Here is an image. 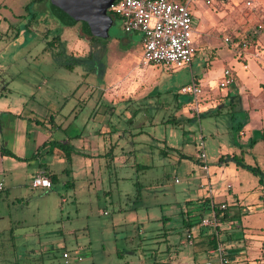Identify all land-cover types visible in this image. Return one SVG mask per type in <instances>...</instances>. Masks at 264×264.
Returning a JSON list of instances; mask_svg holds the SVG:
<instances>
[{"label": "rangeland", "instance_id": "rangeland-1", "mask_svg": "<svg viewBox=\"0 0 264 264\" xmlns=\"http://www.w3.org/2000/svg\"><path fill=\"white\" fill-rule=\"evenodd\" d=\"M33 1L0 0V63L15 61L23 69L20 76L11 71L12 78L32 79L24 65L42 46L60 49L62 61L65 51H73L77 84H107L117 110L138 113L139 124L132 128L133 121L121 123L127 131L108 135L113 144L106 165L93 166L86 174L89 166L82 162L70 183L59 181L50 191L6 183L0 191V264H60L64 251L77 250L81 264H163L171 254L182 258L192 247L183 241L182 215L175 206L188 198L189 187L198 194L211 188L217 201L225 195L231 204L240 202L244 213L237 224L249 217L256 226L252 231L264 234V218L256 210L264 194V135L251 140L245 134L242 99L226 100V88L215 80L210 83L213 92L204 91L197 101L179 94L192 74L210 79L232 58L226 38L239 60L252 59L264 68V0L215 1L209 6L196 0L190 10L199 53L191 64L163 72L155 91L141 92L134 100H128L130 94L117 82L137 59L140 35L126 34L116 18L107 38L94 37L81 22L65 26L50 0ZM27 5L33 6L26 10ZM201 144L208 173L197 159Z\"/></svg>", "mask_w": 264, "mask_h": 264}, {"label": "crops", "instance_id": "crops-1", "mask_svg": "<svg viewBox=\"0 0 264 264\" xmlns=\"http://www.w3.org/2000/svg\"><path fill=\"white\" fill-rule=\"evenodd\" d=\"M193 19L195 22L194 15ZM231 42L228 43V52L232 58L224 61L219 70L212 73V78H199L192 74L190 82L195 81L203 95L206 90L213 92L210 83L215 80L219 86L223 71L230 70L235 76V83L221 94L226 100L242 99L243 110L247 115L245 134L250 133L252 140L255 134L264 135V68L252 59L239 60ZM206 48L208 49L209 46ZM196 50L195 55L199 53V46H196ZM61 52L60 49L51 46H42L35 51L33 61L25 62L24 65L27 66L30 72L28 76H32V79L14 80L11 71L15 70L20 76L23 69L19 68L15 61L0 63V173L4 176V182L0 181L2 185L0 191L4 190L6 183L14 188L21 182L31 190L41 191H50L62 180L70 183V179H77L76 174L83 165L82 162L89 166L86 174L91 172L93 166L100 169L103 162L106 165L109 144L110 146L113 144L112 138H108V135L120 134L124 130L119 127L121 123L130 125L133 121L132 128L135 127L134 125L138 127V113L129 110V112L118 111L107 84L99 85L95 82L77 84L74 79L76 74L74 52L65 51L66 60L63 61L59 60ZM26 53L30 55L32 50H27ZM136 54L137 59L129 62L127 66L128 72L125 78L117 82L118 87H125V92L130 94L128 100L138 98L139 94L146 90L153 88L155 91L162 81L161 78L164 77L163 72H173L162 65H142L141 40ZM249 56L246 54L247 58ZM214 57L213 54L212 59ZM28 58L32 59L26 57L24 60L27 61ZM205 62H209L207 56ZM208 66H211V63H208ZM86 71L82 73L88 74ZM97 91L99 94L92 102L91 99ZM179 94L183 95L180 92ZM197 98H194L195 101ZM244 116L245 114L242 118ZM134 119L137 121L134 122ZM128 133L132 134V132ZM251 140L250 143H253ZM51 142L69 144L72 148L70 160L67 159L64 150L50 145ZM142 167L144 166L140 168ZM38 174L47 177L48 174L55 175L57 178L54 182L50 181L49 189H34L31 187V181ZM200 187L202 188L203 185ZM227 189H232V186ZM198 193V190L189 187L188 198L182 199L175 206L182 215V229L185 234L183 241L192 249L182 258L175 254L168 255L162 263L220 264L215 252L219 241L227 264H264L262 256L264 234L253 232L256 226L251 224L249 217L243 224L236 222L244 213V206L238 201L237 204H231L225 195L219 196L221 200L217 201L215 199L217 195L211 188L209 193ZM259 199L256 210L264 218V194L261 193ZM204 202L206 205L203 204ZM212 205L217 210L220 220L218 237L213 230L205 229L200 225V219L208 214L207 209ZM221 205H225V209L221 210ZM187 233L192 235L191 244L187 241ZM154 264L161 262L156 261Z\"/></svg>", "mask_w": 264, "mask_h": 264}, {"label": "built area", "instance_id": "built-area-1", "mask_svg": "<svg viewBox=\"0 0 264 264\" xmlns=\"http://www.w3.org/2000/svg\"><path fill=\"white\" fill-rule=\"evenodd\" d=\"M196 0H115L108 9V15L121 21L125 33H139L142 44V65H162L169 71L178 70L192 62L197 50L193 41V15L190 10ZM209 6L216 0H201ZM226 1V0H224ZM250 6V3H247ZM226 43L231 42L228 38ZM232 43V42H231ZM235 83V76L230 70H224L220 88H227ZM183 95H191L195 99L201 95L199 85L192 81L179 91ZM198 159L202 168L207 171L206 153L204 145L198 152ZM177 182V181H176ZM2 185L0 184V189ZM34 189L51 188L49 178L44 174L36 175L31 181ZM227 188H230L228 185ZM221 205L220 209H225ZM208 214L200 219V225L213 230L217 235L220 220L213 205L207 209ZM105 214V213H104ZM187 241L192 243V235L187 233ZM218 237V235H217ZM215 252L220 264H227L221 243L217 241ZM264 259V249L262 252ZM83 262L81 250L64 251L60 264H81Z\"/></svg>", "mask_w": 264, "mask_h": 264}, {"label": "water", "instance_id": "water-1", "mask_svg": "<svg viewBox=\"0 0 264 264\" xmlns=\"http://www.w3.org/2000/svg\"><path fill=\"white\" fill-rule=\"evenodd\" d=\"M115 0H51L53 12L65 26L82 23L92 36L107 38L113 24L108 9Z\"/></svg>", "mask_w": 264, "mask_h": 264}, {"label": "trees", "instance_id": "trees-1", "mask_svg": "<svg viewBox=\"0 0 264 264\" xmlns=\"http://www.w3.org/2000/svg\"><path fill=\"white\" fill-rule=\"evenodd\" d=\"M42 1H45V0H34L33 2L36 3V2H42ZM180 1H181V2H185V0H180ZM31 6H32V5H27V6L25 7L26 10H29ZM114 19H116V18H113V20H114ZM49 144L52 145V146H54V147H59V148H61L62 150H64V151L66 152V157H67V159L70 160V156H71L72 148H71V146H70L69 144H63V143H58V142H51V143H49ZM48 177H49V179H50L51 182L56 181V178H57L55 175H49V174H48ZM203 204L206 205L205 202H204ZM207 206H208V205H207Z\"/></svg>", "mask_w": 264, "mask_h": 264}]
</instances>
